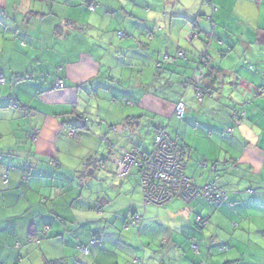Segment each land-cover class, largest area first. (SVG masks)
Listing matches in <instances>:
<instances>
[{
  "label": "crops",
  "instance_id": "obj_1",
  "mask_svg": "<svg viewBox=\"0 0 264 264\" xmlns=\"http://www.w3.org/2000/svg\"><path fill=\"white\" fill-rule=\"evenodd\" d=\"M213 7L0 0V264H264V0ZM180 50L188 61L158 68ZM192 79L214 97L199 103ZM78 116L86 130L71 139ZM158 131L185 148L186 176L228 203L145 204L137 168L122 176L107 154L148 153ZM134 215L143 223L127 228Z\"/></svg>",
  "mask_w": 264,
  "mask_h": 264
},
{
  "label": "built area",
  "instance_id": "obj_2",
  "mask_svg": "<svg viewBox=\"0 0 264 264\" xmlns=\"http://www.w3.org/2000/svg\"><path fill=\"white\" fill-rule=\"evenodd\" d=\"M205 4L207 7H213V0H205ZM94 9L95 6L91 8V11ZM213 11L216 12L214 7ZM190 36L191 38L198 37L196 34ZM177 55L179 58H184L186 57V52L180 50ZM164 60L170 61L167 56H165ZM203 73L204 71L200 70L199 78L204 75ZM5 83L6 80L4 78L0 79V85ZM56 88H63L62 81L56 84ZM195 90L198 102L202 103L206 96L205 92L199 88H195ZM209 96L213 98V95ZM185 111L186 107L179 103L176 109L178 119L184 116ZM228 131L232 133L231 129ZM68 134L71 139H75L76 134L73 131H69ZM154 142L152 150L146 154L134 149L123 152L122 157L117 160L122 176L129 174L130 170L135 166L140 170L143 201L147 205L164 206L171 203L174 199H179L186 203L201 199L215 206L227 202L226 193L216 183L200 187L196 184L195 179L192 180L185 175L186 165L181 162L182 154L180 153L182 151L165 131H159ZM132 219L131 225L138 228L142 222V217L137 215ZM197 222L201 224V228L207 224L202 218H198ZM79 250L84 255L90 254L88 247H80Z\"/></svg>",
  "mask_w": 264,
  "mask_h": 264
},
{
  "label": "trees",
  "instance_id": "obj_3",
  "mask_svg": "<svg viewBox=\"0 0 264 264\" xmlns=\"http://www.w3.org/2000/svg\"><path fill=\"white\" fill-rule=\"evenodd\" d=\"M204 5L206 6V4H205V0H204ZM94 6V5H93ZM93 6H90V11H91V8L93 7ZM207 7V6H206ZM95 10V9H94ZM93 10V11H94ZM93 11H91V12H93ZM198 37H199V35H198V33H195ZM151 39H153V37L151 38ZM168 57V56H167ZM169 58V60L171 61H168V60H166V62H164V63H162V64H160L159 66H158V68H161L162 66H164V65H166V63H172V64H176L177 63V61H178V59H182V60H186V61H188V53L186 52V57H184V58H179L178 57V55L177 56H175V57H168ZM206 58V57H205ZM204 61H205V59H204ZM206 61H207V59H206ZM202 64H205V62H203ZM209 67V66H208ZM199 70H201V69H199ZM215 70H217V69H215ZM213 71V70H212ZM212 71L210 70V73L208 74V75H211V73H212ZM217 72H219V70H217ZM205 77V75L202 77V78H204ZM215 77V76H214ZM213 80H215V79H213ZM184 85H193L195 88H199L201 91H203V92H205V94H206V96H209V95H213V97H214V94H212L209 90H207L206 88H203V87H201V86H198L197 85V83H195V80H190L189 82H186V83H184ZM179 103H181V102H179ZM178 103V104H179ZM177 104V105H178ZM183 104V103H182ZM177 105H176V109H177ZM184 105V104H183ZM185 107V106H184ZM176 109H175V112H174V116L178 119V117L176 116ZM187 110V109H186ZM186 112V111H185ZM185 114V113H184ZM236 118L239 120L240 118H241V116H240V113H238V114H236ZM180 119H182V118H180ZM72 125V127H73V129H71V131H73L75 134H76V136L78 135L77 134V131L78 130H86V124H85V122H84V118L83 117H80V116H78L75 120H74V123L73 124H71ZM115 126H112V129L114 128ZM159 132V131H158ZM157 132V133H158ZM157 135V134H156ZM156 135H155V138H156ZM75 136V137H76ZM155 138H154V141H155ZM174 142H176L177 143V145H178V147H179V149H181V153L180 154H182V156H181V162H183L184 164H185V162H184V154L183 153H185L184 151H185V148L183 147V146H180L179 145V143L176 141V140H174L173 138H171ZM112 146L114 145V144H111ZM110 145V146H111ZM110 147V149H111V151L107 154V156H108V159L110 160V161H113V162H115V163H117V160L119 159V158H121L122 157V154L120 155H117V153H118V151H117V149H115L114 147ZM134 149H136V150H139L140 151V149L139 148H137V147H134L132 150H134ZM129 151H131V150H129ZM125 152V151H124ZM143 153H145V152H143ZM147 153V152H146ZM145 153V154H146ZM107 156H106V158H107ZM116 160V161H115ZM117 167H118V165H117ZM136 167V166H135ZM96 168V167H95ZM137 168V167H136ZM137 170H138V176H139V178H140V170L137 168ZM186 175V174H185ZM140 190H141V178H140ZM217 186H219V185H217ZM220 187V186H219ZM223 190H224V188L223 187H221ZM224 192L226 193V195H227V192L224 190ZM143 194V193H142ZM228 199V198H227ZM229 200V199H228ZM228 200H227V202H223V203H221V204H219V205H222V204H226V203H228ZM145 202V201H144ZM146 204V203H145ZM153 205V204H152ZM160 206H162V205H160ZM159 206V207H160ZM137 215H134L132 218H134V217H136ZM140 216V215H139ZM133 220V219H132ZM132 220H131V223H132ZM205 222H206V220H204ZM131 223L130 224H127L126 226H127V228H129L130 226H132L133 227V225H131ZM143 223V218H142V222L140 223V226H141V224ZM198 223V222H197ZM207 225V224H206ZM205 225V226H206ZM140 226H138V227H140ZM197 227H198V229H201V224H197ZM133 228H136V227H133ZM48 231V230H47ZM32 242H37V241H34V240H31ZM95 244L96 242H92V244ZM80 247H87V246H84V245H82V244H80V246L78 247V251H80L79 249H80ZM89 249V248H88ZM82 253V252H81ZM90 253H91V251H90ZM83 254V253H82ZM90 255V254H89ZM89 255H85V256H89ZM201 264H204V263H201Z\"/></svg>",
  "mask_w": 264,
  "mask_h": 264
},
{
  "label": "rangeland",
  "instance_id": "obj_4",
  "mask_svg": "<svg viewBox=\"0 0 264 264\" xmlns=\"http://www.w3.org/2000/svg\"><path fill=\"white\" fill-rule=\"evenodd\" d=\"M113 90H115L116 91V93L118 94V96H119V98H123L124 96L123 95H125V94H127V91L129 90L128 88H126V86H124L123 85V87H122V89L121 88H119V87H117V86H114L113 88H112V91ZM127 90V91H126ZM123 105H125V109L126 110H129L130 108H128V106H126V101H124L123 103H122ZM120 112H119V109H117L115 112H114V115H113V119L115 120V121H118V119H119V117H120ZM95 116H97V114L95 115ZM107 121H109V122H111L110 121V118L107 120ZM100 122V121H99ZM149 124H150V122H146L145 123V125L142 127V137H140V138H137V142L138 143H142V144H146V146H144V149L147 147L148 149L151 147V145H153L152 144V140H153V137H154V133H149L150 131L148 130V128H149ZM168 133H170V134H172V130L170 129L169 130V132ZM149 144V145H148ZM146 148V149H147ZM105 152V151H104Z\"/></svg>",
  "mask_w": 264,
  "mask_h": 264
},
{
  "label": "snow or ice",
  "instance_id": "obj_5",
  "mask_svg": "<svg viewBox=\"0 0 264 264\" xmlns=\"http://www.w3.org/2000/svg\"><path fill=\"white\" fill-rule=\"evenodd\" d=\"M262 227H264V225H262Z\"/></svg>",
  "mask_w": 264,
  "mask_h": 264
}]
</instances>
